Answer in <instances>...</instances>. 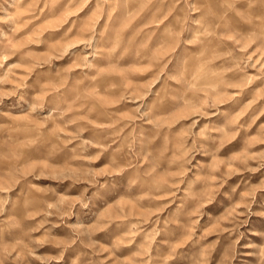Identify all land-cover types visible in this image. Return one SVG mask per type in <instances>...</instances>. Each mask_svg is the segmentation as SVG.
Here are the masks:
<instances>
[{
	"label": "rangeland",
	"instance_id": "1",
	"mask_svg": "<svg viewBox=\"0 0 264 264\" xmlns=\"http://www.w3.org/2000/svg\"><path fill=\"white\" fill-rule=\"evenodd\" d=\"M0 264H264V0H0Z\"/></svg>",
	"mask_w": 264,
	"mask_h": 264
}]
</instances>
